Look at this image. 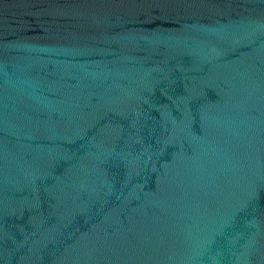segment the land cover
I'll list each match as a JSON object with an SVG mask.
<instances>
[{"label": "water", "instance_id": "95a60500", "mask_svg": "<svg viewBox=\"0 0 264 264\" xmlns=\"http://www.w3.org/2000/svg\"><path fill=\"white\" fill-rule=\"evenodd\" d=\"M0 264H264V0H0Z\"/></svg>", "mask_w": 264, "mask_h": 264}]
</instances>
